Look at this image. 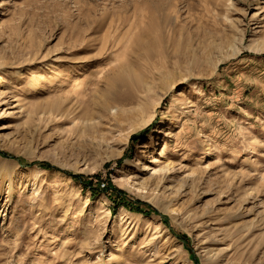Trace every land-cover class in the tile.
I'll return each instance as SVG.
<instances>
[{
  "label": "rangeland",
  "instance_id": "obj_1",
  "mask_svg": "<svg viewBox=\"0 0 264 264\" xmlns=\"http://www.w3.org/2000/svg\"><path fill=\"white\" fill-rule=\"evenodd\" d=\"M0 73V264H264V0H0Z\"/></svg>",
  "mask_w": 264,
  "mask_h": 264
},
{
  "label": "bare ground",
  "instance_id": "obj_2",
  "mask_svg": "<svg viewBox=\"0 0 264 264\" xmlns=\"http://www.w3.org/2000/svg\"><path fill=\"white\" fill-rule=\"evenodd\" d=\"M113 67V66H112ZM111 67L108 65H106V71H108ZM112 69V68H111ZM125 80H122V79H117L116 77L112 78L110 81H109V85H112V86H118V83L119 82H124ZM126 82H124L125 84ZM3 85V75L0 73V86ZM146 92L149 93V94H153L154 93V90H153V87L152 86H149L148 88H146ZM162 98H163V95H162ZM161 98V100H162ZM160 98H158L155 103H154V106L151 108V111H150V115H149V118L148 120H143L140 124H139V127L141 126H145L146 123H149L153 117H154V114H155V110H156V107L158 105V103L161 101ZM162 134V132H161ZM167 135V134H166ZM209 155L212 156V152H209Z\"/></svg>",
  "mask_w": 264,
  "mask_h": 264
},
{
  "label": "trees",
  "instance_id": "obj_3",
  "mask_svg": "<svg viewBox=\"0 0 264 264\" xmlns=\"http://www.w3.org/2000/svg\"><path fill=\"white\" fill-rule=\"evenodd\" d=\"M147 131H149V130H147ZM80 179H81V178H80ZM85 185H86V186H89V187H92L91 184H88V183H85ZM91 189H93V188H91Z\"/></svg>",
  "mask_w": 264,
  "mask_h": 264
}]
</instances>
